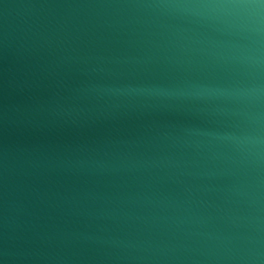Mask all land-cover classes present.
Returning a JSON list of instances; mask_svg holds the SVG:
<instances>
[{
	"label": "water",
	"instance_id": "water-1",
	"mask_svg": "<svg viewBox=\"0 0 264 264\" xmlns=\"http://www.w3.org/2000/svg\"><path fill=\"white\" fill-rule=\"evenodd\" d=\"M221 0H0V264H264V22Z\"/></svg>",
	"mask_w": 264,
	"mask_h": 264
},
{
	"label": "clouds",
	"instance_id": "clouds-1",
	"mask_svg": "<svg viewBox=\"0 0 264 264\" xmlns=\"http://www.w3.org/2000/svg\"><path fill=\"white\" fill-rule=\"evenodd\" d=\"M200 7L231 10L238 15L247 17L255 25L264 22V0H221V2L204 4Z\"/></svg>",
	"mask_w": 264,
	"mask_h": 264
}]
</instances>
